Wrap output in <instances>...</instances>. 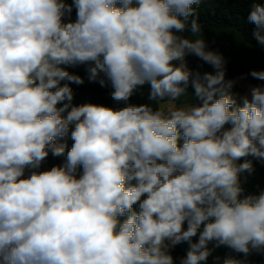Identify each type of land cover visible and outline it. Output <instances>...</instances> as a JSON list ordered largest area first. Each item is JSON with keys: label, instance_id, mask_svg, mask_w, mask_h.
I'll use <instances>...</instances> for the list:
<instances>
[{"label": "clouds", "instance_id": "9594fccd", "mask_svg": "<svg viewBox=\"0 0 264 264\" xmlns=\"http://www.w3.org/2000/svg\"><path fill=\"white\" fill-rule=\"evenodd\" d=\"M201 2L0 0V264H175L183 243L180 264L264 255V191L241 181L264 164V83L233 91L264 70L226 78L192 39ZM241 2L264 46V3ZM79 66L115 106L73 103Z\"/></svg>", "mask_w": 264, "mask_h": 264}, {"label": "trees", "instance_id": "16d2710c", "mask_svg": "<svg viewBox=\"0 0 264 264\" xmlns=\"http://www.w3.org/2000/svg\"><path fill=\"white\" fill-rule=\"evenodd\" d=\"M70 3L71 0H68ZM261 3L264 1L260 0ZM195 7V6H194ZM197 11L199 12V22L201 23L202 27L205 26H212L215 28H234L239 31L248 44L258 46L260 48H264L261 46L253 37L252 33L254 30V25L249 23L247 20V16L249 14V5L247 3L241 2V0H202L200 3ZM75 18V10H73V19ZM190 33H185V35H189ZM189 66L190 67H200L203 63L202 61L198 60L196 57L189 56L188 58ZM227 73L226 78H238L242 74L250 72L249 69L237 62H231L226 65ZM249 85H256L264 83V81H258L250 76L247 79L242 80ZM74 91L87 95L95 104H103L107 106H115V102L110 98V88H102L97 83H89L87 80L83 85L73 87ZM145 95L142 98L139 94L133 96L131 98L133 103H144L147 102V91L148 87L145 86L143 89ZM240 101H238L239 103ZM59 142H66L67 149L71 148L73 141L71 139L64 138V140ZM66 158L65 156L62 157H53L49 154V157L46 159L45 164L47 168H51L52 166L62 164ZM243 162V158L239 161V163ZM78 171H82V168ZM256 175L258 178L264 182V165H261L256 170ZM249 177L247 172L241 175L242 180H246ZM138 210V206H134ZM172 254H179V251L175 249V253Z\"/></svg>", "mask_w": 264, "mask_h": 264}, {"label": "crops", "instance_id": "0c3cea01", "mask_svg": "<svg viewBox=\"0 0 264 264\" xmlns=\"http://www.w3.org/2000/svg\"><path fill=\"white\" fill-rule=\"evenodd\" d=\"M264 1V0H262ZM202 35L199 37H192V39L196 38H203L205 39L208 47L214 51L221 53L227 60V64L231 62H237L245 65L249 71L252 69L255 70H264V48H260L255 45L248 44L243 39L241 33L234 28H215L212 26H205L202 27ZM190 35V34H189ZM198 67H193L196 69ZM200 71H213V69L205 64L204 68H199ZM71 72H74L86 79V73L84 66H79L77 68H69ZM75 84H72L71 87L73 88ZM74 91V89H73ZM192 90L190 89V92ZM234 92H238V88L235 86L233 89ZM241 96H236L237 101H240ZM186 101L195 102L194 96L191 93L188 94L187 97H182L180 101L177 103H184ZM93 103V101L84 94H80L74 91V104H83V103ZM67 139L70 138V134ZM251 159V157H249ZM255 171L249 175L246 180H242V187L245 189L244 194H259L261 191H264V182H262L258 176L256 175V170L260 167L261 164L257 161H253ZM50 169L47 168L45 162L42 165L41 170ZM198 240V236L193 238V242ZM211 247V245H209ZM175 249L179 251V254H172L175 259V264H180L179 258L186 255V251L188 249L187 243L180 244L172 249V252L175 253ZM229 249L225 247H221L216 249L212 255L208 258L207 264H213V259L215 256L224 257L226 254L229 253ZM233 255H237L232 253ZM237 258H241L240 255H237ZM251 264H264V255L253 254L249 257Z\"/></svg>", "mask_w": 264, "mask_h": 264}, {"label": "rangeland", "instance_id": "374dc122", "mask_svg": "<svg viewBox=\"0 0 264 264\" xmlns=\"http://www.w3.org/2000/svg\"><path fill=\"white\" fill-rule=\"evenodd\" d=\"M248 86H249L248 83L240 80L237 83V85H236V87L238 88L239 91L238 92H234V93L237 94L236 96H241L242 97L243 95L247 94V92H248Z\"/></svg>", "mask_w": 264, "mask_h": 264}]
</instances>
